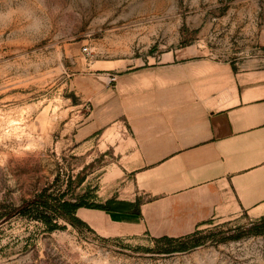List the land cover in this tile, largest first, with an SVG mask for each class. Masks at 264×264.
Wrapping results in <instances>:
<instances>
[{
	"label": "rangeland",
	"instance_id": "obj_1",
	"mask_svg": "<svg viewBox=\"0 0 264 264\" xmlns=\"http://www.w3.org/2000/svg\"><path fill=\"white\" fill-rule=\"evenodd\" d=\"M172 57L264 60V0H0V264H264V219L247 215L173 243L7 217L41 195L48 211L110 198L116 156L131 144L120 125L95 126L86 94L112 93L113 70Z\"/></svg>",
	"mask_w": 264,
	"mask_h": 264
},
{
	"label": "crops",
	"instance_id": "obj_2",
	"mask_svg": "<svg viewBox=\"0 0 264 264\" xmlns=\"http://www.w3.org/2000/svg\"><path fill=\"white\" fill-rule=\"evenodd\" d=\"M135 70H113L112 93L86 94L95 126L120 125L129 137L102 203L125 210L81 208L78 218L105 238L154 239H183L242 215L264 219V60L185 67L172 57ZM106 183L107 175L99 198Z\"/></svg>",
	"mask_w": 264,
	"mask_h": 264
},
{
	"label": "trees",
	"instance_id": "obj_3",
	"mask_svg": "<svg viewBox=\"0 0 264 264\" xmlns=\"http://www.w3.org/2000/svg\"><path fill=\"white\" fill-rule=\"evenodd\" d=\"M45 195H41L34 200H30L28 202H25L23 205H21L17 209H13L8 215V218L14 217L16 214H22L25 216H29L33 218L34 220H37L43 224H45L50 231H54L58 228L57 219L63 218L71 222L72 224H83L87 226L85 223H83L80 219H78V210L81 208H90V209H98L106 212H123L125 209L123 206L116 202L115 200H109L106 205H96V204H88L85 202H82L81 200L78 201H61L54 207V209L47 210V204L41 202L42 199H44ZM44 204V205H41ZM109 206V207H106ZM118 206V207H115ZM121 206V207H120ZM44 207V208H43ZM197 234V233H196ZM195 234V235H196ZM161 240L167 241V242H177L180 239H173V238H161ZM185 249V248H182Z\"/></svg>",
	"mask_w": 264,
	"mask_h": 264
},
{
	"label": "built area",
	"instance_id": "obj_4",
	"mask_svg": "<svg viewBox=\"0 0 264 264\" xmlns=\"http://www.w3.org/2000/svg\"><path fill=\"white\" fill-rule=\"evenodd\" d=\"M89 49L88 48H85L84 49V52H87L88 53ZM108 83L109 84H114L117 82V74L115 73H109L108 75Z\"/></svg>",
	"mask_w": 264,
	"mask_h": 264
}]
</instances>
